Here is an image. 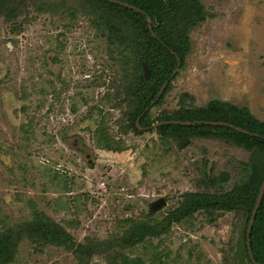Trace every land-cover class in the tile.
<instances>
[{"label":"rangeland","instance_id":"obj_1","mask_svg":"<svg viewBox=\"0 0 264 264\" xmlns=\"http://www.w3.org/2000/svg\"><path fill=\"white\" fill-rule=\"evenodd\" d=\"M199 3L206 19L190 29L185 66L156 93L151 119L218 99L263 121L264 0ZM74 5L26 0L15 17L0 14V232L10 227L23 238L12 264H77L72 252L37 246L13 227L33 212L51 217L76 242L101 241L120 233L127 218L161 220L185 194L211 192L202 174L209 162L214 175L229 174L221 190L231 188L249 157L214 136L193 137L180 147V141L161 138V122L140 134L128 130L130 100H138L127 94L133 56L120 53ZM99 130L122 150L98 148L93 132ZM160 197L166 204L152 209ZM203 212L128 249L127 257L143 264H159L158 258L167 264H248L239 250L236 255L244 216L218 212L208 222ZM107 257L92 253L87 264H109Z\"/></svg>","mask_w":264,"mask_h":264},{"label":"trees","instance_id":"obj_2","mask_svg":"<svg viewBox=\"0 0 264 264\" xmlns=\"http://www.w3.org/2000/svg\"><path fill=\"white\" fill-rule=\"evenodd\" d=\"M26 0H0V14L9 18L15 17L19 6ZM76 9L86 16H90L93 26L101 36L112 44L120 46V53L131 52V77L127 94H138L131 98V110L126 115L127 129L140 134L135 121L144 110L139 125L150 127L155 122H161L156 128L161 138L179 142L183 137L191 140L193 137L214 136L243 149L248 160L242 162V176L232 184L231 188L221 190L223 183L229 178L227 172L214 175L207 173L205 168L202 174L205 180L203 187H210L211 192H193L184 195L182 202L169 211L161 220L150 217L144 219L127 218L123 220L122 231L107 239L97 240L85 238L84 243L76 242L73 236L66 232L51 217L43 213L33 212L32 217L23 221L20 226H13L23 231L30 243L37 246H58L72 252L77 264H87L92 253L109 256V264H143L140 258L127 257L128 249L142 244L147 239L159 238L169 232L173 223H180L191 218L197 210L204 211L212 222L217 213L238 212L245 220L241 228L238 244L242 259L248 264H254L250 259L246 244V230L251 211L254 207L257 194L264 179V120L256 119L248 109L238 107L230 102L218 99L209 101L205 106H192V103L182 105L170 114L162 112L160 116L151 119L149 104L156 93L170 78L177 66L185 65V58L190 51V29L206 19V12L199 0H116L130 5L129 8L121 3L108 0H74ZM147 18L151 24L149 30ZM154 33V36L152 34ZM140 56V57H139ZM146 63L150 75L145 78L141 63ZM171 82V80H170ZM167 84L163 94L155 105L160 104L164 93L170 89ZM129 97V96H127ZM182 97L193 99L190 94ZM154 105V106H155ZM149 106V107H148ZM170 121H201V124L181 125ZM223 122L241 128L250 134L237 131L226 125H206L204 122ZM26 130V129H25ZM93 137L98 148L121 151L122 145L111 138L102 137L101 130L94 131ZM13 228L7 227L0 232V264H12L17 255V246L22 235L12 234ZM253 259L264 264V193L256 212L249 236ZM153 255H156L153 254ZM152 263V261H151ZM159 264H167L158 258ZM153 264V263H152Z\"/></svg>","mask_w":264,"mask_h":264},{"label":"water","instance_id":"obj_3","mask_svg":"<svg viewBox=\"0 0 264 264\" xmlns=\"http://www.w3.org/2000/svg\"><path fill=\"white\" fill-rule=\"evenodd\" d=\"M108 1L113 2V3H121V2L116 1V0H108ZM121 4H123V5H125V6H127V7H129V8L135 9L134 7H132V6H130V5H127V4H124V3H121ZM147 20H148V23H149V24H148V27H149V29L151 30V28H150L151 20H150V18H147ZM179 67H180V61H179V59L177 58V66H176V68L173 70V72H172L170 78H172V77L175 76V74H176V72H177V70H178ZM142 69H143V73H144L145 78H147V77L149 76V74H150V69H149L148 65H147L146 63H142ZM166 83H167V82H166ZM166 83H165V84H166ZM165 84H164V85H165ZM163 88H164V86L162 87L161 91L163 90ZM161 91H160V92H161ZM146 111H147V108L144 110V112H146ZM144 112H143V113H144ZM143 113H142L140 116H138L137 119H136V121H135V125H136V127L138 128V130L142 129V127H140V125H139V121H140V119H141ZM170 123L181 124V125H192L191 122H182V121H172V122H170ZM205 123H206L207 125H211V124H213V125H221V124H223V123H218V122H214V123L205 122ZM223 125H225V124H223ZM230 127L236 129V130L239 131V132H242V133H245V134H250L248 131L243 130V129H241V128H237V127H233V126H230ZM187 142H188V139L185 138V137H183V138L180 140V142H179V146L182 147V146H184V144L187 143ZM210 167H211V162L208 163V167H207V173H208V174H210ZM263 193H264V179H263V181H262V183H261V186H260L259 192H258V194H257L256 200H255V204H254V207H253V209H252V211H251V215H250V217H249L248 224H247V230H246V244H247V251H248V254H249V256H250V259L252 260V262H253L254 264H260V263H257V262L253 259V255H252L251 247H250L249 236H250V232H251V229H252V225H253V222H254V218H255L256 212H257L258 207H259V205H260V203H261V199H262V195H263ZM165 204H166L165 199H164L163 197H160V198H159V199H158V200L152 205V209H158V208H160L161 206H164Z\"/></svg>","mask_w":264,"mask_h":264},{"label":"flooded vegetation","instance_id":"obj_4","mask_svg":"<svg viewBox=\"0 0 264 264\" xmlns=\"http://www.w3.org/2000/svg\"><path fill=\"white\" fill-rule=\"evenodd\" d=\"M189 141V140H188Z\"/></svg>","mask_w":264,"mask_h":264}]
</instances>
